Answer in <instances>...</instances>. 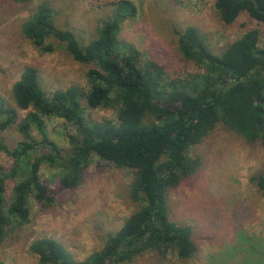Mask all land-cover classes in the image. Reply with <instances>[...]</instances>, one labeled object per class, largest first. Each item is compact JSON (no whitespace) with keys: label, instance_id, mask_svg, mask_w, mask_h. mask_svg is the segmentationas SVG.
I'll return each mask as SVG.
<instances>
[{"label":"trees","instance_id":"1","mask_svg":"<svg viewBox=\"0 0 264 264\" xmlns=\"http://www.w3.org/2000/svg\"><path fill=\"white\" fill-rule=\"evenodd\" d=\"M214 7L225 25L241 14L264 24V0H215ZM134 16L135 8L128 0L118 1L110 19L87 44L73 31L55 25L47 2L23 24L24 36L41 53L54 52L57 42L73 61L94 67L86 72V90L70 87L48 95L40 86L38 70L26 66L11 88L15 108L0 98V133L16 125L22 135L14 149L0 138V150L13 159L9 170L0 166V244L7 224L21 225L27 220L26 199L31 194L37 201H51L40 179L43 164L60 171L65 189L80 183L81 169L93 156L133 169L129 194L139 205L102 248L83 261H74L56 240L34 241L30 250L38 256L39 264H124L140 255L147 243L163 256L174 251L179 259H189L196 250L192 232L167 218V193L201 166L198 157L188 154L189 149L220 124L264 149V45H259L260 30H247L220 55L209 49L196 28L179 33L182 58L196 60L206 70L203 75H189L182 88L168 82L161 68L143 66L142 55L133 46L118 42L121 24ZM82 101L90 109L111 105L116 119L86 120ZM17 110L28 111L19 123ZM49 116L61 118L73 128L67 151L45 136L43 118ZM32 128L39 140L31 134ZM20 173L25 176L13 185L8 202L7 183ZM253 181L264 191V175Z\"/></svg>","mask_w":264,"mask_h":264},{"label":"rangeland","instance_id":"2","mask_svg":"<svg viewBox=\"0 0 264 264\" xmlns=\"http://www.w3.org/2000/svg\"><path fill=\"white\" fill-rule=\"evenodd\" d=\"M118 1L122 0H0V98L15 108L11 88L26 66L38 70L40 86L48 95L70 87L86 90V72L94 66L73 61L57 42L54 52L41 53L24 36L23 24L47 2L55 25L73 31L87 44L110 19ZM128 1L135 8V16L121 24L118 42L133 46L141 53L143 66L161 68L168 82L182 88L189 75L206 73L202 64L184 60L178 50V35L188 27L196 28L217 55L250 29L260 30L259 45H264V24L241 14L225 25L214 7L215 0ZM118 50L122 53V47ZM81 104L86 120L116 119L111 105L90 109L84 101ZM17 112L19 123L28 111ZM43 121L45 136L67 151L73 128L54 116ZM31 134L40 139L33 128ZM0 138L6 147L14 149L22 135L14 125L1 132ZM188 154L198 157L201 166L167 193V218L189 228L196 250L189 259L181 260L174 251L163 256L147 243L140 255L124 264H264V191L253 181L264 175L261 144H250L220 124ZM0 166L5 170L13 166V159L1 150ZM20 169L25 171L24 165ZM39 174L51 201H37L32 194L26 199L27 220L21 225L7 224L0 244V264H39L30 246L44 238L59 242L74 261H83L100 250L139 206L129 194L134 170L97 156L81 169V181L74 188H62L60 171L47 164ZM24 176L20 173L8 181V202L13 185Z\"/></svg>","mask_w":264,"mask_h":264}]
</instances>
